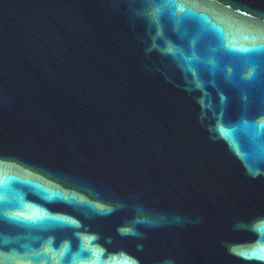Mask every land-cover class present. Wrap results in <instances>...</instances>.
Segmentation results:
<instances>
[{"label": "water", "instance_id": "1", "mask_svg": "<svg viewBox=\"0 0 264 264\" xmlns=\"http://www.w3.org/2000/svg\"><path fill=\"white\" fill-rule=\"evenodd\" d=\"M259 44L264 0H0V264H264Z\"/></svg>", "mask_w": 264, "mask_h": 264}, {"label": "snow or ice", "instance_id": "2", "mask_svg": "<svg viewBox=\"0 0 264 264\" xmlns=\"http://www.w3.org/2000/svg\"><path fill=\"white\" fill-rule=\"evenodd\" d=\"M229 51L236 53L239 52L240 50L230 48ZM244 52H246L247 54H260L262 57H264V44L255 45L251 48L245 49ZM256 75H257V71L254 67L253 72L249 74L247 80L255 79ZM261 75L264 76V69L261 70ZM240 254L246 257L250 256V257H257L260 259H264V246L254 248L250 252H242Z\"/></svg>", "mask_w": 264, "mask_h": 264}]
</instances>
